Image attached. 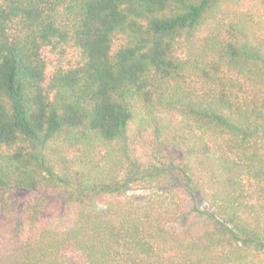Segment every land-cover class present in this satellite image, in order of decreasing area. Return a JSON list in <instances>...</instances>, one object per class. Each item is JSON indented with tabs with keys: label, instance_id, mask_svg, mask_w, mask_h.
Listing matches in <instances>:
<instances>
[{
	"label": "trees",
	"instance_id": "trees-1",
	"mask_svg": "<svg viewBox=\"0 0 264 264\" xmlns=\"http://www.w3.org/2000/svg\"><path fill=\"white\" fill-rule=\"evenodd\" d=\"M0 264H264V0H0Z\"/></svg>",
	"mask_w": 264,
	"mask_h": 264
},
{
	"label": "rangeland",
	"instance_id": "rangeland-1",
	"mask_svg": "<svg viewBox=\"0 0 264 264\" xmlns=\"http://www.w3.org/2000/svg\"><path fill=\"white\" fill-rule=\"evenodd\" d=\"M46 54L47 55H49L48 54V52H46ZM52 58H53V56L52 55H50ZM51 68V67H50ZM175 150V149H174ZM173 150V151H174ZM140 152L142 153V154H145V152H144V150H143V148H141L140 149ZM167 152H171V151H167ZM146 157H148L149 155H148V153H146ZM168 155L169 156H171L172 158H174L175 157V155L174 154H170V153H168ZM145 156V155H144ZM150 190H137V191H135V195H146V194H148V192H149ZM31 193L29 192V191H27V190H22V191H20L19 192V194L18 195H20L21 196V198H24V197H27V196H29Z\"/></svg>",
	"mask_w": 264,
	"mask_h": 264
}]
</instances>
